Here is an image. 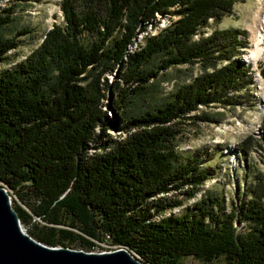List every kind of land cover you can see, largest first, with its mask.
I'll use <instances>...</instances> for the list:
<instances>
[{"label":"trees","instance_id":"1","mask_svg":"<svg viewBox=\"0 0 264 264\" xmlns=\"http://www.w3.org/2000/svg\"><path fill=\"white\" fill-rule=\"evenodd\" d=\"M242 1L62 0L65 25H54L24 61L0 74V182L29 236L85 252L103 251L98 243L108 240L146 264H181L185 258L264 264L261 175L248 184L246 201L228 213L220 215L222 198L205 193L182 214L163 217L180 207V196L194 198L216 172L202 168L200 150L185 163L179 160L175 124L200 107L235 106L234 94L251 84L248 68L236 59L245 44L239 32L215 30L193 40L209 18L220 22ZM172 14L178 19L131 49L146 23L156 28V16ZM6 20L0 18V30ZM84 33L97 38L83 46L78 36ZM16 46L17 37L0 33V63ZM195 64L202 73L167 103L120 117L119 129L108 118L101 101L119 83L125 91L114 101L117 114L159 73ZM113 71L114 85L105 78ZM195 119L213 123L206 115ZM261 129L262 148L264 116Z\"/></svg>","mask_w":264,"mask_h":264},{"label":"rangeland","instance_id":"2","mask_svg":"<svg viewBox=\"0 0 264 264\" xmlns=\"http://www.w3.org/2000/svg\"><path fill=\"white\" fill-rule=\"evenodd\" d=\"M61 2L62 0H0V18H8L7 23L0 30L1 36L4 39L17 37L16 49L7 54L4 63H0V74L24 61L43 43L46 33L52 30L54 25H65L60 10ZM257 8H259L258 0H243L236 3L231 12L220 22L209 18L201 32L194 36L193 40L198 41L200 36L207 38L215 30L239 32L240 38L245 44L243 48H239L241 57L236 59H239L248 68L247 75L250 77L251 84L234 94L239 102L235 106L200 107L199 112L192 114L185 122L181 121L175 124V129L179 131L175 139L179 160L185 163L193 156L194 152L200 150L204 152L202 168H216V172L200 187L194 198L187 199L180 196V207L167 211L163 217L182 214L199 201L205 193L218 195L223 199V209L220 211V215H223L246 201V188L257 175L264 178V146L260 147L264 116V77L262 75L264 53L256 63L245 59L252 44L256 24L253 16ZM156 17L159 19L158 26L156 28L152 26L154 22L146 23V30L138 35L136 45L131 49L143 44L146 36L156 35L160 29L168 26L171 19H178L173 14L164 15L162 18ZM23 31L25 33L16 35L17 32ZM96 38V36L84 33L78 36V41L81 45L88 46ZM156 65L157 59H154L150 67L155 68ZM201 73L202 69L198 64L171 67L165 73H159L157 79H154L151 86L142 94L129 95L126 106L120 108L117 111L118 114L114 110V101L117 96L124 95L125 86L122 83L114 87V95H106V98L101 102L110 121L114 122L119 129L123 125L120 117L141 115L167 103L171 95L179 88L190 84L193 78ZM105 78L112 85L117 81L114 71L106 74ZM203 115L213 119V123L200 122L195 119L196 116ZM110 134L117 137L119 133L111 131ZM243 150L248 153H242ZM0 184L3 185L1 182ZM244 228L243 224L237 226L238 233L243 234ZM108 246L109 243L101 245V248L103 251L111 249ZM70 248L81 250L76 246ZM118 248L116 246L112 249ZM96 252L102 251L97 249ZM181 264H221V261L203 263L193 258H185Z\"/></svg>","mask_w":264,"mask_h":264},{"label":"water","instance_id":"3","mask_svg":"<svg viewBox=\"0 0 264 264\" xmlns=\"http://www.w3.org/2000/svg\"><path fill=\"white\" fill-rule=\"evenodd\" d=\"M0 264H146L130 250L85 252L49 247L29 236L13 208L9 190L0 184Z\"/></svg>","mask_w":264,"mask_h":264},{"label":"bare ground","instance_id":"4","mask_svg":"<svg viewBox=\"0 0 264 264\" xmlns=\"http://www.w3.org/2000/svg\"><path fill=\"white\" fill-rule=\"evenodd\" d=\"M259 8L254 12L253 19L256 21L251 48L245 58L247 61L256 63L264 53V0H258ZM255 23V22H254Z\"/></svg>","mask_w":264,"mask_h":264},{"label":"built area","instance_id":"5","mask_svg":"<svg viewBox=\"0 0 264 264\" xmlns=\"http://www.w3.org/2000/svg\"><path fill=\"white\" fill-rule=\"evenodd\" d=\"M104 244H108V243H106V240H104V243H98V245L99 246H101V245H104ZM109 248H111V249H108L109 251H112L113 249L112 248H114V247H116V246H108ZM108 250H104V251H108ZM115 250V249H114ZM96 252V251H95Z\"/></svg>","mask_w":264,"mask_h":264}]
</instances>
